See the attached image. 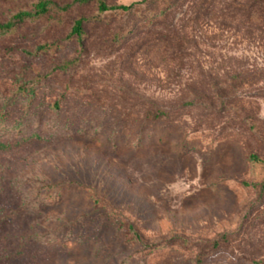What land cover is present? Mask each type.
<instances>
[{"label": "rangeland", "instance_id": "rangeland-1", "mask_svg": "<svg viewBox=\"0 0 264 264\" xmlns=\"http://www.w3.org/2000/svg\"><path fill=\"white\" fill-rule=\"evenodd\" d=\"M41 1L0 0V24ZM50 1L0 35V264H264V202L247 186L264 181L253 0H180L119 44L109 30L138 18Z\"/></svg>", "mask_w": 264, "mask_h": 264}, {"label": "trees", "instance_id": "trees-1", "mask_svg": "<svg viewBox=\"0 0 264 264\" xmlns=\"http://www.w3.org/2000/svg\"><path fill=\"white\" fill-rule=\"evenodd\" d=\"M80 4L86 5L92 2V0H78ZM180 0H143L140 3L132 4L129 6L120 5V6H108L104 1H97L98 12L101 16L108 15L106 19V24H111L114 20L117 21L119 18H128V17H136L138 18L134 21V24L130 27L125 28H115L110 29L111 40L114 43L127 42L132 36L137 35L143 30L148 31L152 26H154L158 21H160L163 17H165L171 9L175 6V4ZM55 7L54 2L50 0L39 2L33 9V11L29 12H20L16 16H14L13 21L8 22L7 24H0V35H7L12 33L13 30L23 24L28 20H37L41 19L44 16L48 15L53 8ZM245 11V16L247 21L250 23L259 26L264 30V0H253L248 5L243 8ZM106 17V16H105ZM111 18V19H110ZM121 20V19H119ZM122 21V20H121ZM131 21V20H130ZM94 22L98 24H105V21L102 18H96ZM88 23L85 19H81L76 22L75 27L73 28L71 37H76L79 40H83L86 36L85 24ZM133 23V21H132ZM158 37V38H157ZM163 35L159 34V36L155 35L154 37L149 38L150 40H143L136 44L137 49H141L145 46H150V41H154L156 38L160 39ZM156 39V40H157ZM225 108L229 109H237V112H240L241 108H238L237 105H228L226 103L224 105ZM242 111V110H241ZM152 117L154 119H160L162 117L161 114H153ZM254 118L247 116L246 120L250 124V128L252 131L256 130V124L253 120ZM253 161L259 162L256 157L252 158ZM259 192V198L264 202V181L260 184H252L247 185ZM128 230L130 233L134 235L136 239H140V235L136 232L133 225H128ZM223 241L228 243L227 236H223ZM220 249V243H213L211 247V251H217ZM208 257L205 256L204 259Z\"/></svg>", "mask_w": 264, "mask_h": 264}]
</instances>
